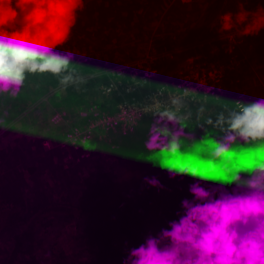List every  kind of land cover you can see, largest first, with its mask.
I'll return each mask as SVG.
<instances>
[{
    "label": "trees",
    "instance_id": "trees-1",
    "mask_svg": "<svg viewBox=\"0 0 264 264\" xmlns=\"http://www.w3.org/2000/svg\"><path fill=\"white\" fill-rule=\"evenodd\" d=\"M39 1L41 2V10L38 8ZM243 1L247 2V4L252 2V10L249 12V18H252V21H259L263 16V12L261 11L262 16L258 13L260 10L264 9V2L259 1L260 3L257 4L249 0ZM91 2L92 4L89 5L90 9L102 6L103 3L107 5L106 0H97V2L93 0ZM66 4L69 5L68 13L64 12L66 10V8H64ZM32 7L34 9L32 14H35L36 10V12L39 13L36 19L38 21H43V27L41 30L46 31L45 35L38 36L36 33L29 31L36 25L34 23L36 19L33 22L31 21L33 18L32 14L29 16L27 23L19 24V21L16 23V18L13 17L11 13H8L2 20H0V30H10L7 32L0 31V34L12 35L14 33L15 38L17 39H23L31 43L39 44L43 47L51 48L53 51H60L61 47L58 48L57 46L59 43L58 40H62L63 35H68L69 38L67 44L69 45L70 50H67V52H72L74 55L70 70L72 79L88 76L94 72H99L115 65L111 64V62H106L102 55H90L87 50V42L82 44L81 41L77 40L78 35L73 34L72 31L70 32L68 28L71 23V26L74 28L77 27L76 25L78 23H83L82 20H84V17L87 14L86 12H83V0H34ZM228 7L231 10L235 9L234 4H229ZM229 8L228 10H230ZM238 11L240 12V10ZM241 12L243 14V11ZM75 21L77 23L76 25ZM262 32H264V28H262ZM71 41L73 44H69ZM67 44H63L62 48ZM81 48H84V51L78 54L77 52H79ZM263 72L264 67L261 69L258 68L257 71L252 72V76L257 77L259 73L262 77L264 76ZM71 80L67 82L65 86H62V96L59 102L54 103L55 109L61 108L71 112L82 107H87L91 103L98 102L100 103V106L103 107L102 109H105L108 112L114 111L116 100L113 98H101L100 102L95 100L97 97V86L99 83H103V78H94L75 83H72ZM263 83L264 78L263 81L259 80L258 89L255 91L256 88H253L254 84L249 86L248 80L239 79L238 84L233 85L231 88L227 87L228 90H225L223 96H221L218 101H209L207 103L194 106L190 111L193 122L188 124L189 126L186 127L185 131L193 133L197 142H199V139L204 136L205 133L196 126L197 120L200 123H204L206 119L214 118L218 112L223 110L225 105H228L233 100L234 96H237L245 89H248L249 92V89L253 88L251 90V95L254 97L256 96V93H261L264 96ZM62 84L63 83L60 82V78L49 74H30L25 81L24 87L15 96L10 94H0V136L1 132L2 136H7L16 129L11 128L10 124L17 120V118L25 112L26 107L31 106L37 97L46 94L50 90H53ZM31 86L36 87L37 89L31 88ZM93 91H95L94 94H96V96L93 94L91 98H89ZM149 126L146 128V134L148 133ZM205 128H207L208 132L213 136L221 135V133L213 129L211 126L205 125ZM41 129L38 130L40 135ZM56 129L57 131L54 132ZM66 129L67 128L65 126H61L59 128H54V131L50 130L51 136H49V138H52L53 143L49 148L41 146L33 138L31 139L32 141H26L25 143L23 140L18 139V141L21 142H17L15 150L22 149L24 154L32 158V165L36 163L45 165L46 162L51 165L50 159L58 160L59 162L69 161L71 163V168H74L76 171V175L77 173L80 174L82 172L86 174V179L82 181L78 176H76L80 180L79 183L86 186V188L82 190L79 188V184L76 180L77 178L75 175H72V173L71 175L69 174L65 176L64 174H61V176H58V178L61 179L60 182H63L64 184L69 182L74 188L70 192L69 196L79 195L78 199H80L81 203L84 204H81L82 208L80 211L81 213L84 212V215L82 216L79 214L80 216H76L75 218L73 216H68L65 210H62V212L60 211V215L53 213L52 210H49L50 208H47L50 204V200H48L44 192L39 191V187L35 189L36 186L33 188L34 190L31 191L32 195H27V198L24 197V191H21L23 185H26L24 178L26 174L28 176L33 174L34 168L32 167L24 168L25 175L23 176V179L19 173L17 174L16 168L14 170L15 174L9 176V178L3 177L4 175H2V178L0 179V235L5 234L8 236L9 247L7 248L6 246L4 251L0 250V264H2V261L3 264L4 262L7 264H123V261L127 258L128 253L132 248L138 247L144 243L148 235L151 234L156 236L162 229L169 227L170 221L177 220L179 218L178 214H182L183 211L181 207L182 200L192 199L189 191L184 192L182 190L185 189V186L183 188V183H189V181V184L194 183L193 180H189L190 178H193L191 175H184L183 177H185L186 180L184 178L185 182L181 183L179 182V179H177V176L169 175L168 178L164 179L165 181L162 182V179H158L160 176L156 175V184L146 181L147 177L141 180H136L135 182L130 177L129 179L131 180H128V183H126L122 191V195L125 198L124 201H126L124 205L126 210L122 208V211H126L127 214H122L123 218L119 217V220L116 218V220H114L112 216L115 215L116 210H114V215L110 216L109 212H111L113 208H109V210H101L98 206L99 203L101 204L110 201L108 197L110 190L121 176L128 173V167H131L133 164L132 148H126L127 145L123 147V155H120V157L126 158V161L123 163V168L115 172V169L106 167L103 160H101L102 158H100V151H97L96 153L93 152L87 158L79 159L78 157L81 149L79 151L68 147H62L60 146V141L57 142L58 145L56 146L54 144L56 139L54 140L53 138L57 137L58 139L63 135ZM29 132L31 133L33 131L30 130ZM8 138H12L11 140L17 141L13 137ZM46 138H48V136H46ZM184 142L187 145L189 143L187 140H184ZM18 145L20 146L19 148ZM241 149H243V152L245 153L244 155L249 154V156H252L248 150V146L243 142L238 141L233 144V151L230 154L232 166L237 167L236 165L240 164V158L237 157L236 154L239 153ZM189 154L191 153L189 152ZM140 158L143 159L142 163H144V168H146L149 163L150 168L148 167V170H151V172L153 171V173L160 174L162 168L165 167L167 171L168 168L173 170L179 169V167L173 166L174 161H171L170 156L167 153H160L158 150L154 153L147 151L145 157L143 158V156H141ZM172 158L174 159V157ZM184 160L188 166L195 167L204 178L206 176L205 173L213 175L212 180L218 183L216 187L221 185L220 182L223 181V172L221 171V165L219 163L213 165L206 160V157L203 155H200V158L186 156L184 157ZM5 166H8L7 162H5ZM89 169L96 171L89 172ZM148 174L149 172L146 175ZM89 176H92L93 180L89 181ZM172 178H174L179 185V198H175V196H173L172 198H174V200L170 199L172 201L170 203L172 206L168 209V211L162 210L163 215L157 214V217H161V222L166 224V226H163L161 229L158 228L156 231H152L148 228V222H146L148 221L146 220L147 216L151 212L150 205L152 203L151 200L154 193L152 186H169L168 183L169 181H172ZM53 179L55 178L53 177ZM195 182L197 181L195 180ZM200 183L206 189L214 188L211 185L210 180L200 181ZM225 187L230 188L228 186ZM68 189L70 190V187ZM124 194H126L127 197H125ZM67 197L65 196L64 198L67 200ZM115 199L116 197L113 198L111 204L113 201H117ZM118 204L121 203L118 202ZM49 211L52 212L51 215L47 217L46 213ZM64 213L67 216V220H75L76 228L79 229V238L77 237L79 239L78 246L81 247L83 245L86 247L84 250H77L76 246L74 250L84 251L81 252L83 255L86 251V255H79V260L76 261L60 263L61 260L55 259L54 254L48 252L50 262L44 263L43 261L38 260V257L33 253V249L28 246V241L31 240L32 234L29 229L31 227L26 224L27 218L33 216L34 214H38V221L40 220L46 222L49 219L50 221L54 219H62L60 217L61 215L65 216L63 215ZM104 215L108 216V218L114 223H110L109 221H107V224H104V222H99V224L94 223V217L101 219ZM128 216L132 217V219L130 220V217ZM32 221L33 220H31V222Z\"/></svg>",
    "mask_w": 264,
    "mask_h": 264
},
{
    "label": "rangeland",
    "instance_id": "rangeland-1",
    "mask_svg": "<svg viewBox=\"0 0 264 264\" xmlns=\"http://www.w3.org/2000/svg\"><path fill=\"white\" fill-rule=\"evenodd\" d=\"M91 1L93 0H83V12L87 13L84 20H82L85 24H77L75 21V25L77 24L76 28L71 26L72 23L68 27L70 32L72 31L73 34L78 35V41H81L82 44L87 42V50L90 55H102L106 62L119 64L141 57L149 48H156L157 50H155V52L177 49L178 51L175 52L173 60L179 67H181L193 54L192 48H189L186 52L179 53V44L187 43L190 40V38L187 39L189 33L191 34L192 31L201 32L200 35L206 33L205 35L200 36V40L207 38H221L220 34L217 32V28L221 27L223 22L230 23L233 21V27L231 30L223 32L222 35L227 32H236L243 40L242 48L243 46L245 47L243 48V52H245V50L247 51V53L245 52L247 55V62L233 77V80L246 79L249 81V86L254 84L253 88H256L255 91L258 89L259 80L263 81L264 76L261 77L258 73L257 77H253L252 72L257 71L258 68L261 69L264 67V32H262V28H264V9L260 10L258 13L262 16L261 14L263 12L262 18L259 21H252V18H249V12L252 10V2L247 4V2L243 0H194L190 5L183 6L179 5L180 0H172L173 2L171 0H106L107 5L103 3L104 6L102 4V6H97L95 9H90L89 5L92 4ZM249 1H253L257 4L262 1L264 2V0ZM95 2H97V0H95ZM40 3L41 2L39 1V10H41ZM229 4H234L235 9L231 10L228 7ZM64 8H66L64 12L68 13L69 5L66 4ZM228 8L230 10H228ZM238 10H240V12ZM241 11H243V14ZM38 14L39 13L35 10V14H32V17L34 18H32V22L36 19ZM237 18H247L246 22L249 24L248 34H245L244 25L235 24V20ZM42 22L43 21H38L36 19L34 22L36 25L29 31L36 33L38 36L45 35L46 31L41 30L43 27ZM214 25L215 27H213ZM68 38V35H63L62 40H58L59 43L57 46L58 48L61 47L60 51L67 52V50H70L69 45L67 44ZM63 44L67 45L62 48ZM69 44H73V42L71 41ZM251 46L252 48H250ZM83 51L84 48H81L77 53L79 54ZM169 63L171 62H168L165 65H168ZM64 84L66 83H63V85ZM236 84H238V82L234 85ZM232 86L233 85L226 83L224 91L228 90L227 87L231 88ZM31 88L37 89L33 86H31ZM253 88L249 89V92L248 89H245L246 97H254L251 95V90ZM94 92L95 91L90 94L89 98H91ZM44 95L37 97L34 103L31 106L26 107L25 112H23L17 120L10 124L11 128H16L13 132H11V134L2 136L1 132L0 179L2 178V175H4L3 177L8 178L9 176L14 175L15 168L17 174L19 173L23 179V176L25 175L24 168L32 167L34 168L33 174H30V176L26 174L28 177L25 175L24 178L26 185H23L21 190L24 191V197L27 198V195H30L31 191L34 190L33 188L36 186L35 189L39 187V191L44 192L48 200H50V204L47 208H50L49 210H52L53 213L60 215L59 212L65 210L68 216H73L75 218L76 216H80L79 214L83 216L84 212L81 213L80 209L84 204L81 203L80 199H78L79 195L69 196L70 192L74 188L69 182H66L65 184L60 182L61 179H59L58 176H61V174H64L65 176L69 174L71 175L72 173V175H75V177L78 176L82 181L86 179V174L82 172L80 174L77 173L76 175V171L74 168H71V163L69 161L59 162L58 160L50 159L51 165H49L48 162H46L45 165H40L39 163L32 165V158L24 154L22 149L15 150L17 142H21L18 141V139L23 140L25 143L26 141H32L31 139L34 138L36 142L45 148L52 146V138L50 137V139L49 136H51L50 130H53L54 128L48 125L46 118L48 117L49 111L54 109V103L59 102L62 93L57 94L53 100L48 99L47 102L46 94ZM94 96H96V94H94ZM259 96L263 95L261 93H256L255 97ZM95 100L100 102L101 98L98 94ZM151 123L152 122L147 121L143 122L139 128H137L135 133L128 137L116 138L105 136L101 142H93L90 145V153L92 154L93 152L96 153L97 151H100L99 155H101V160H103L106 167L115 169V172L122 169L124 166L123 163L126 161V158L120 157V155H123V147L127 145L126 148H132L133 164L131 167H128V173L121 176L110 190L108 195L110 201L101 204L99 203L98 206L101 210H109V208H113L112 211L109 212L110 216L114 215V210H116L115 215L112 216L114 220H119V217H122V214H127L126 211H122V208L126 210L124 207L126 201H124L125 198L122 195V191L126 183H128V180L132 179L135 182L136 180H141L147 177L146 181L150 182L152 180H157V178H155L157 175L160 176L158 179H162V182H164V179L169 176V171H167L166 167L162 168L160 174L153 173V171L151 172V170H148L150 168L149 163L146 166L147 169L144 168V163H142L143 159L140 158L141 156L144 158L146 152L148 151L144 145L147 139L146 128L151 125ZM34 128H42L41 135L39 131L29 133L30 130L34 131ZM56 131L57 129L54 132ZM46 136H48V138H46ZM8 137H13L17 141H13L11 140L12 138ZM53 139H56L54 144L57 146V142L61 140V136L58 139L57 137ZM183 143L184 148L182 151L189 154L190 151L187 144L184 141ZM112 144L116 147H111L110 145ZM19 147L20 146L18 145V148ZM244 154L243 149L236 154V156L240 158V164L236 165V168L238 169H247L252 166V156ZM184 157L186 156H177L173 159L172 156H170L171 161H174L173 166L179 168L188 166ZM78 158L80 159L81 157ZM5 162H7L8 166H5ZM88 171L94 172L96 170L89 169ZM148 172L149 174L146 175ZM205 174V180H210L211 185L215 188L218 183L212 180L213 175L210 173ZM176 176L180 183L185 182V177H183L184 175ZM53 177L55 179H53ZM78 177H76V180L79 184V188L82 190L86 188V186L79 183L80 180ZM130 177L131 179H129ZM88 180H93V177L89 176ZM189 180H193L195 183L193 178H190ZM189 183H183V188L185 186V189L182 190L184 192L189 191V186L191 185ZM220 183H222V181ZM168 184L169 186H152L154 193L152 195V203L150 205L151 212L148 214L146 219L148 220L146 221L148 222V228L152 231H156L158 228L161 229L163 226H166V224L161 222V217H157V214L163 215L162 210L168 211V209L172 206L170 203L172 202L171 200H174V198H172L173 196H175V198H179V185L177 181L172 178V181H169ZM225 186L230 187L227 188L228 191H231L233 187L232 185ZM69 187L70 190L68 189ZM65 196L67 197V200L64 198ZM124 196L127 197L126 194H124ZM114 197H116L115 200L117 201H113L111 204ZM118 202L121 204H118ZM52 211L46 213L47 217L51 215ZM37 215L38 214H34L33 216L27 218L26 224L31 227L29 229L32 234L31 240L28 241V246L33 249V253L38 257V260H41L44 263H49L50 257L48 256V252L53 253L55 259L61 260L60 263L76 261L79 260V255H86V251L83 255L81 252L84 251L74 250L76 246L77 250H84V248H86L83 245L81 247L78 246L79 229L76 228L75 220H67V216L64 213L63 215L65 216L61 215L60 217L62 219H54L52 221L49 219L45 222L40 220L38 221L39 218ZM33 218H37V221ZM131 219L132 217H130V220ZM31 220L33 221L31 222ZM107 221L114 223L106 215H104L101 219L94 217V223L96 224H99V222L107 224ZM8 243V236L5 234L0 235V250L4 251L6 246L8 248ZM1 263L3 264V261ZM4 264L7 263L4 262Z\"/></svg>",
    "mask_w": 264,
    "mask_h": 264
},
{
    "label": "clouds",
    "instance_id": "clouds-1",
    "mask_svg": "<svg viewBox=\"0 0 264 264\" xmlns=\"http://www.w3.org/2000/svg\"><path fill=\"white\" fill-rule=\"evenodd\" d=\"M33 3L0 0V20L11 13L16 23H27ZM246 20L237 18L235 24L244 25L248 34ZM232 27L233 21L223 22L217 32L224 39L222 33ZM73 58L72 52L53 51L17 39L14 33L0 34V94L15 96L30 74H49L67 83L72 79ZM118 79L120 87L126 82L125 74ZM150 79L147 73L144 78L133 74L127 90L132 91L133 84L143 88ZM162 89L157 88L153 95H162ZM181 107V101L174 98L161 104L152 117L145 148L172 157L203 155L211 164L221 165L223 181L219 187L206 189L200 183L206 180L195 167L168 168L170 176L191 175L197 181L189 186L192 199L182 200L179 218L132 248L123 264H264V96L235 98L214 118L204 123L197 120L196 126L205 133L199 142L193 133L185 131L191 119ZM205 125L221 135H211ZM184 140L189 142L191 154L182 151ZM238 141L246 144L252 155V166L247 169L232 166L230 154ZM225 185H232L231 191Z\"/></svg>",
    "mask_w": 264,
    "mask_h": 264
},
{
    "label": "built area",
    "instance_id": "built-area-1",
    "mask_svg": "<svg viewBox=\"0 0 264 264\" xmlns=\"http://www.w3.org/2000/svg\"><path fill=\"white\" fill-rule=\"evenodd\" d=\"M223 37L224 39L207 38L193 42L190 46L192 56L183 66L176 69L174 77L170 80L159 82L161 69L174 59L178 50L155 52L152 48L139 58L72 79L71 82L75 83L103 78V83L97 86V94L100 98H113L116 102L112 112L102 109L98 102L71 112L61 108L51 109L47 117L48 125L53 128L61 126L67 128L61 136L60 146L79 151L81 149L79 157L87 158L91 154L90 145L93 142L99 143L105 136L124 138L134 134L143 122H152V117L161 104L169 103L170 99L181 101L182 113H190L198 104L218 101L225 92L226 83L234 85L239 81L238 79L234 81L233 77L247 62L237 33L227 32ZM145 73L151 76L148 84L143 88L133 84V90L128 91L127 81L130 77L138 74L144 78ZM123 74L126 82L118 87V78ZM62 86L65 84L47 92L46 102L61 93ZM160 87H163V94L154 96ZM241 96H246L245 90L233 99ZM190 119L191 122L188 124L193 122L191 113ZM110 146L116 147L114 144Z\"/></svg>",
    "mask_w": 264,
    "mask_h": 264
},
{
    "label": "crops",
    "instance_id": "crops-1",
    "mask_svg": "<svg viewBox=\"0 0 264 264\" xmlns=\"http://www.w3.org/2000/svg\"><path fill=\"white\" fill-rule=\"evenodd\" d=\"M172 1V0H171ZM170 1V2H171ZM194 0H188V1H185V2H180L179 1V5H183V6H188V5H190L191 4V2H193ZM173 2V1H172ZM204 29V28H203ZM202 30V29H201ZM201 33V32H200ZM200 33L199 32H194V31H192L191 32V34L189 33L188 34V36H187V39H189L190 38V40L187 42V43H184V44H179V53L180 52H186L189 48H190V46H191V44L193 43V42H195V41H197V40H200V36H202V35H205V34H201L200 35ZM237 38L241 41V43L243 44V40L241 39V37L240 36H238L237 35ZM246 47H248V46H246ZM243 48H245L244 46H243ZM243 48H242V50H243ZM250 48H252V46L250 47ZM247 49V48H246ZM153 50L155 51V50H157L156 48H153ZM245 50V49H244ZM245 52L247 53V51L245 50ZM244 52V53H245ZM245 53V54H246ZM247 56V55H246ZM129 61V60H128ZM172 61H174V60H172ZM172 61H170L171 63H169L168 65H164L163 67H162V73H161V77L159 78V82L160 81H163V80H170L171 78H173L174 77V72H175V69H177L179 66L177 65V63L174 61V62H172ZM41 128H34V131L33 132H36V131H38V130H40ZM30 133V132H29Z\"/></svg>",
    "mask_w": 264,
    "mask_h": 264
}]
</instances>
